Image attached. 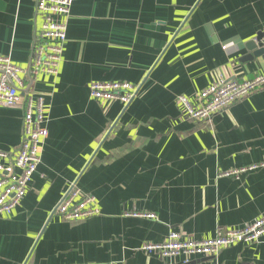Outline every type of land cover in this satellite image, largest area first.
Instances as JSON below:
<instances>
[{
    "label": "crops",
    "instance_id": "0c3cea01",
    "mask_svg": "<svg viewBox=\"0 0 264 264\" xmlns=\"http://www.w3.org/2000/svg\"><path fill=\"white\" fill-rule=\"evenodd\" d=\"M35 6L0 0V56L25 71L21 93L44 99L49 131L25 198L0 216V264H264V236L211 257L140 250L171 231L207 240L264 218V89L208 120L177 103L264 74L247 46L264 34V0H75L58 74L31 80ZM117 81L140 87L129 106L91 97V83ZM23 116L0 106L4 165L20 150ZM73 184L99 215L55 213Z\"/></svg>",
    "mask_w": 264,
    "mask_h": 264
},
{
    "label": "built area",
    "instance_id": "2783aa9c",
    "mask_svg": "<svg viewBox=\"0 0 264 264\" xmlns=\"http://www.w3.org/2000/svg\"><path fill=\"white\" fill-rule=\"evenodd\" d=\"M75 0H36V14L42 25L35 32L33 53L26 73L31 80L40 74L57 75L63 60L68 37L67 22ZM25 71L10 58L0 56V106L22 107L23 134L20 150L12 164L0 163V216L11 215L25 198L34 174L41 164V152L49 136L43 98L21 93ZM91 97L102 103L118 102L129 106L137 97L140 87L126 81L93 82ZM264 89V74L238 82L219 80L204 88L194 98L179 96L177 103L186 116L195 120H208L228 106ZM7 154L0 151V159ZM253 166L250 170L257 169ZM246 170L221 173V177H235ZM65 221L89 220L100 214L93 195L84 194L73 184L55 209ZM139 217L155 219V214L139 213ZM264 236V218H259L241 228L229 230L207 240H196L179 231H171L167 238L157 243H145L140 250L148 255L165 259L179 256H217L222 250L238 243H258ZM189 262V260H187Z\"/></svg>",
    "mask_w": 264,
    "mask_h": 264
},
{
    "label": "water",
    "instance_id": "95a60500",
    "mask_svg": "<svg viewBox=\"0 0 264 264\" xmlns=\"http://www.w3.org/2000/svg\"><path fill=\"white\" fill-rule=\"evenodd\" d=\"M264 34H260L256 42H250L247 46L250 51L249 59L264 58Z\"/></svg>",
    "mask_w": 264,
    "mask_h": 264
}]
</instances>
